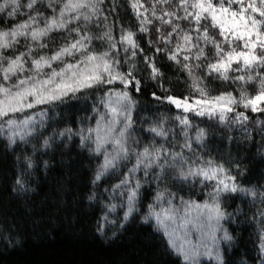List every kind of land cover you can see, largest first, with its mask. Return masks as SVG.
Instances as JSON below:
<instances>
[{
	"label": "snow or ice",
	"instance_id": "1",
	"mask_svg": "<svg viewBox=\"0 0 264 264\" xmlns=\"http://www.w3.org/2000/svg\"><path fill=\"white\" fill-rule=\"evenodd\" d=\"M103 3L104 0L0 2V13L6 12L8 18L21 14L26 17L0 29V135H5L10 145L18 140L26 143L36 133L37 125L44 126L43 119L38 121L37 117H44L47 109L38 106L55 107L77 98L78 93L103 90L99 103L104 112L93 107L94 127L54 132L43 139L42 147H51L57 135L61 138L78 135L82 148L91 145L90 151L103 155L94 184L121 162L134 159L120 182L112 186L113 192L120 190L121 197L126 196L125 221L136 210L143 187L138 172L143 171L144 182L151 177L157 184L171 179L180 184L198 182L204 187L211 182L209 199L203 203L184 200L167 189L158 190L143 219L155 221L156 229L165 237L168 248L182 259V264H201L203 256L214 259L215 264H225L216 235L221 230L220 221L226 216L220 199L226 193H243L251 194L255 200L257 191L237 182L242 174L239 161L197 154L186 133L179 151L175 145L156 146L155 141L141 147L140 141L132 138V113L137 101L130 89L140 93L143 79L153 81L164 93L152 92L155 100L166 101L183 113L218 117L221 122L231 119L241 127L250 120L248 111L264 114V0H149L147 6L143 0H128L138 27L133 30L120 24L118 35L114 31L115 21L108 23V15L101 8ZM108 11L115 13L116 5ZM181 22H187V28ZM92 24L100 31L93 32ZM153 31L156 39L150 37L145 49L138 34ZM53 34H59L62 43L49 55L43 50L54 42ZM94 41H99L101 49ZM160 53L186 73L187 96L168 94L172 89L166 88L165 83L173 81L157 59ZM138 54L143 68L138 65ZM68 57L75 59V63L69 62ZM53 64L62 66L57 69ZM124 65L126 70H122ZM138 72H146L147 76L138 78ZM213 79L241 82L239 97L226 91L213 95L208 84ZM179 82L177 77L175 83ZM248 85L255 86V95L245 90ZM241 107L244 111L237 110ZM177 119L184 128L190 127L186 115ZM256 123L264 125V120L257 119ZM163 125L164 121H160L148 131L166 140L169 129ZM196 140L203 143L202 130ZM185 150L191 155H186ZM24 162L27 168L34 167L32 157L25 156ZM44 164L47 167V161ZM233 165L237 175L232 174ZM16 184L20 191L26 190L19 177ZM177 198L178 206L173 203ZM93 199L95 193L89 196V200ZM261 203L264 204V194ZM107 207L114 211L116 205ZM258 214L260 264H264V208ZM103 219L107 221V215ZM223 239L232 237L225 231Z\"/></svg>",
	"mask_w": 264,
	"mask_h": 264
},
{
	"label": "trees",
	"instance_id": "2",
	"mask_svg": "<svg viewBox=\"0 0 264 264\" xmlns=\"http://www.w3.org/2000/svg\"><path fill=\"white\" fill-rule=\"evenodd\" d=\"M143 2L147 6L149 0ZM113 5H116L115 13L108 11ZM101 8L108 15V23L115 21V34L118 35L120 24L125 28L131 26L133 30L138 27L128 0H104ZM16 22L17 17L8 18L6 12L0 13V29ZM181 23L187 28V22ZM90 28L93 32L100 31L95 24ZM150 37L156 39L154 31L138 34L145 49ZM53 38L54 42H50L43 52L49 54L62 43L59 34H53ZM93 43L101 49L99 41ZM157 59L165 65L166 75L173 81L172 84L165 83L166 88L172 89L168 94L187 96L186 73L168 61L163 53L157 54ZM137 62L143 68L139 54ZM126 68L127 65H124L122 70ZM146 76V72L137 73L138 78ZM177 77L180 78L179 83H175ZM208 84L213 95L226 91L238 97L241 90V82L233 84L213 79ZM141 88L140 93L130 89L137 101L132 113V138L139 140L141 147L155 141L156 146L175 145V150L179 151L186 133L197 154L218 160L231 157L239 161L242 174L238 175L237 182L241 187L255 189L257 196L255 200L251 194L243 193H226L221 197L220 205L228 217L225 225L232 237L231 244L223 251V257L225 264H260L258 210L264 208L261 203V194H264V125L256 123V120H264V114L248 111L250 120L241 127L231 119L221 122L218 117L188 113L190 127L184 128L177 119V109L166 101L153 98L154 91L164 95L155 82L143 79ZM245 90L255 95L254 85L246 86ZM103 94V90H89L78 93L77 98L65 104L39 106L47 109L44 126H38L26 143L18 140L15 145H10L6 136L0 135V264H182L168 248L163 234L153 223L142 220L141 214L151 201L155 186L184 199L203 201L208 199V192L212 190L211 182L204 187L198 182L180 184L171 179L153 184L149 177L140 193L138 211L119 227L106 225L104 232L100 233L105 202L103 191L117 181L115 174L93 183L100 157L90 151V145L82 148L78 135L63 138L57 135L51 147H42L43 139L54 132L66 128L76 132L81 127L94 126L96 115L93 107H98L100 111L99 101ZM160 121H164L163 126L169 129L166 140L148 131ZM201 130L204 132L202 144L196 140ZM185 152L191 155L187 150ZM25 156L33 158V168H27ZM44 161H47V167ZM232 174L237 175L235 165L232 166ZM18 177L22 179L25 191L19 190L16 184ZM93 193L95 199L89 200ZM201 264L213 263L204 261Z\"/></svg>",
	"mask_w": 264,
	"mask_h": 264
},
{
	"label": "rangeland",
	"instance_id": "3",
	"mask_svg": "<svg viewBox=\"0 0 264 264\" xmlns=\"http://www.w3.org/2000/svg\"><path fill=\"white\" fill-rule=\"evenodd\" d=\"M0 2H3V0H0ZM22 2H26V0H22ZM22 11H24V10H22ZM26 17L25 16H23L22 14L21 15H18L17 16V20L19 21V20H23V19H25ZM51 53H49V55H50ZM69 62H72V63H75V59H73V58H71V57H68V58H66ZM76 59H78V57L76 58ZM62 65H58V64H53V67H56L57 69L59 68V67H61ZM47 71H49V69H45V72H47ZM119 87V86H118ZM239 97V96H238ZM237 97V98H238ZM39 107V106H38ZM39 109V108H38ZM37 109V110H38ZM240 109H243L242 107L241 108H238L237 110L239 111ZM32 111H36V110H32ZM179 111V116H185V115H187L188 113H183L182 111H180V110H178ZM99 112H104V108H103V106L101 105V109H100V111ZM40 119H44V117H37V120L39 121ZM39 125H37V127H38ZM95 126V125H94ZM93 126V127H94ZM91 146V145H90ZM92 147V146H91ZM95 154V153H94ZM95 155H97V154H95ZM97 156H99L100 157V163L103 161V155H97ZM135 161H134V159L133 160H131V161H123V162H121L119 165H118V167L115 169V170H113L112 172H110V173H108V174H106L105 176H108L109 174H115V176H116V179H117V181L116 182H114L110 187H108V188H105V190L107 189V191H103L104 192V212H103V214H102V217H101V222H100V228H99V232L100 233H103L104 232V230H105V226L107 225V226H110V225H114V226H117V227H119L120 225H122L124 222H125V220H124V213H125V211L127 210V205H126V196L125 197H121V195H120V190H117L116 192H113L112 191V186L113 185H115V184H118L119 182H120V179L122 178V176H123V174H125L126 172H127V169L128 168H130L131 166H132V163H134ZM105 176H103V177H105ZM137 176H139L140 178H141V181H142V184H143V187L141 188V191L143 190V188H144V186L147 184V182H144V177H143V171H141V172H138L137 173ZM102 177V178H103ZM101 178V179H102ZM149 181H150V183L152 182L153 184H155V180H153V179H149ZM165 191V188H160V187H158L157 188V186H155L154 187V193H153V196H152V198H151V201L147 204V207L144 209V211H143V213L141 214V218H142V220H144L143 219V217L148 213V205H150V204H153V202H154V198H155V196H156V194H157V191ZM141 191H140V193H141ZM168 192V191H167ZM167 192L165 193V198L167 199ZM140 199H141V194H140V197H139V201H140ZM208 199H209V197H208ZM208 199H206V200H208ZM184 200H189V199H184ZM192 200H194V199H192ZM139 201H138V203H137V205H136V210H134L133 211V213H135L136 211H138V208H139ZM195 201H197V200H195ZM205 200H203V201H197V202H200V203H203ZM173 203L174 204H176L177 206L180 204V200H179V198H177L176 200H174L173 201ZM109 204H115L116 205V208H115V210L114 211H110L109 210V208L107 207V205H109ZM165 206H166V204H165ZM132 213V214H133ZM131 214V215H132ZM105 215H107V221H105L104 219H103V217L105 216ZM130 217V216H129ZM228 219V217H226L225 216V218L223 219V220H221L220 221V224H221V230L220 231H218L217 233H216V235H217V237H218V240H217V243H218V245H219V250H220V252H221V254H222V256H223V251H224V249H225V247L226 246H229L230 244H231V241H232V239L231 240H225V239H223V237H224V233H225V231L230 235V233H229V231H228V229H227V227H226V225H225V221ZM145 221V220H144ZM149 222H151V223H153L154 224V226H155V221L154 220H150ZM156 228V227H155ZM196 238V234L194 233L193 234V239H195ZM175 255V254H174ZM177 256V255H176ZM177 257H179V256H177ZM180 258V257H179ZM223 259H224V257H223ZM180 260H181V262H182V259L180 258ZM204 261H207V262H211V263H213V264H215V260L214 259H209L207 256H203V257H201V262H204Z\"/></svg>",
	"mask_w": 264,
	"mask_h": 264
}]
</instances>
